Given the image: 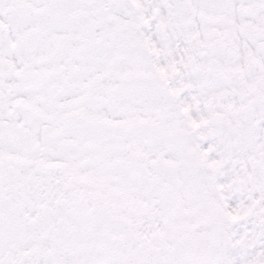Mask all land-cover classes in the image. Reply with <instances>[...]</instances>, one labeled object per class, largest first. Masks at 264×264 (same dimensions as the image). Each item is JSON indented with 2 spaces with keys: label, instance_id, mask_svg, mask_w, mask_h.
<instances>
[{
  "label": "snow or ice",
  "instance_id": "obj_1",
  "mask_svg": "<svg viewBox=\"0 0 264 264\" xmlns=\"http://www.w3.org/2000/svg\"><path fill=\"white\" fill-rule=\"evenodd\" d=\"M0 264H264V0H0Z\"/></svg>",
  "mask_w": 264,
  "mask_h": 264
}]
</instances>
